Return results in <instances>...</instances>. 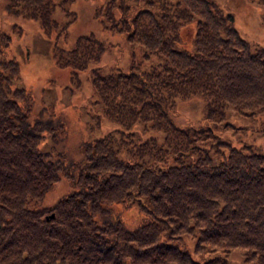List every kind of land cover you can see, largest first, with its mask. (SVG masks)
<instances>
[{
	"label": "trees",
	"instance_id": "obj_1",
	"mask_svg": "<svg viewBox=\"0 0 264 264\" xmlns=\"http://www.w3.org/2000/svg\"><path fill=\"white\" fill-rule=\"evenodd\" d=\"M4 7L61 40L53 56L72 90L88 70L93 102L122 127L83 140L79 158L59 146L68 132L61 111L38 108L32 91L16 85L20 63L5 54L12 34L0 31V264H230L234 248L264 264V154L215 129L233 125L230 107L264 113V46L252 48L231 12L213 0H105L109 27L152 59L107 71L94 64L106 48L94 34L65 44L71 20L54 16L55 0ZM189 25L190 45L181 47ZM194 94L215 123L174 122L176 98ZM138 123L163 129V141L138 137ZM62 177L71 188L46 204ZM120 203L137 206L141 221L125 222Z\"/></svg>",
	"mask_w": 264,
	"mask_h": 264
},
{
	"label": "rangeland",
	"instance_id": "obj_2",
	"mask_svg": "<svg viewBox=\"0 0 264 264\" xmlns=\"http://www.w3.org/2000/svg\"><path fill=\"white\" fill-rule=\"evenodd\" d=\"M213 1L225 12L234 15L236 27L253 49L264 46V5L259 0ZM6 2L7 0H0V31H8L12 34L5 54L15 57L20 63V75L16 85L32 91L38 108L47 104L50 108L61 111L68 132L66 139L59 142V146L65 144L64 146L67 148L70 146L72 151L76 148L78 152L75 156L79 158L84 149V145L81 146L83 140L115 132L122 125L106 118L102 114L101 104L93 102L95 94L88 70L82 72V85L72 90L68 70L59 68L53 56L55 41L61 44V40L59 41L58 37H48L37 19L8 13L4 7ZM141 2L148 3V0ZM104 4L105 0H55L54 16L62 23L71 20L66 31L65 44L70 45L78 34L89 32L106 46L95 65L107 71L115 68H139L137 63L144 57L141 56L143 47L137 41L126 38L121 30L109 27L110 21L105 18L103 12ZM97 10V16H94ZM193 29V25L184 28V45L181 47L190 45ZM153 58L160 59L157 54ZM151 60L145 58L139 64L145 66ZM174 108L176 111L172 118L178 125H186L190 122L194 124L216 122L215 119L208 117L206 100L200 94L178 96ZM227 120L233 125L223 128L216 126L218 137L238 147L253 149L264 154V113L247 115L230 107L227 111ZM133 130L141 139L154 137L158 142L163 141L165 135L163 129L146 128L142 123L136 124ZM69 184L70 182L62 177L46 195L45 203L52 204L71 188ZM114 208L130 225L137 224L143 217L140 209L135 205L120 203ZM187 243L188 248L192 249L193 238L187 240ZM211 254H196L195 257L203 259ZM228 261L230 264H253L244 259V251L241 248H234L228 256Z\"/></svg>",
	"mask_w": 264,
	"mask_h": 264
},
{
	"label": "water",
	"instance_id": "obj_3",
	"mask_svg": "<svg viewBox=\"0 0 264 264\" xmlns=\"http://www.w3.org/2000/svg\"><path fill=\"white\" fill-rule=\"evenodd\" d=\"M52 214V213H51Z\"/></svg>",
	"mask_w": 264,
	"mask_h": 264
}]
</instances>
